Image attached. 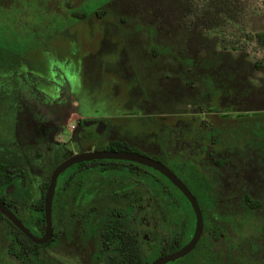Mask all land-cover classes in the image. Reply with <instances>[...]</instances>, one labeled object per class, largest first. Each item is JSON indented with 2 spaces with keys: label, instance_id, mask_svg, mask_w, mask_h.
Returning a JSON list of instances; mask_svg holds the SVG:
<instances>
[{
  "label": "rangeland",
  "instance_id": "374dc122",
  "mask_svg": "<svg viewBox=\"0 0 264 264\" xmlns=\"http://www.w3.org/2000/svg\"><path fill=\"white\" fill-rule=\"evenodd\" d=\"M82 12L83 16L77 18L76 14ZM254 32L264 33V0H0V52L8 53L9 57L10 54L20 56L31 63L18 76L19 102L15 113L11 109L12 99L0 97V114L7 115L6 119L0 116V148L4 151L6 147L12 153L17 151L18 163L23 166L25 156L18 145H13L12 138L22 142L34 139L35 146L50 140L47 120L42 117L45 102L44 106L40 103L51 93V87L63 84L75 87L84 101L108 116L120 117L123 113H141L147 109L152 115L162 113L164 120L174 126V132L177 128L179 131L175 126L181 123L190 131L198 127L197 118L185 125L186 119L182 116L176 119L169 114H182L188 106H197L204 100L203 92L197 87L204 85L201 78L207 77V72L216 83L225 84V80L233 78V70L228 72L224 67L236 69L244 82L242 87L246 83L251 85L247 87L249 95L236 103L250 107L264 105V44L251 37ZM100 58L105 59L100 61ZM112 58L115 59L111 61ZM188 58L194 60L193 66L187 67L184 63ZM257 58L261 59L260 69L251 64ZM177 60L180 62L175 66L177 71H172L174 66L170 64ZM101 63L108 69H101ZM215 63H222L223 67ZM180 74L194 79V90L179 86ZM117 82L120 85L113 88ZM112 88L118 91L114 93ZM91 91L97 92L89 99ZM225 93L230 95L231 91ZM226 99L232 100L233 96L227 95ZM217 100L218 97L212 96L211 104L219 106ZM68 104L62 116L67 127L77 116ZM229 112L234 118L231 124L237 122L238 129H244L245 118L236 119L233 109ZM212 114L219 116L218 112ZM116 120L129 129L130 125H124L122 119ZM65 136L70 138L67 143L71 144V153L93 147V143L76 142V132ZM139 138L140 151L157 157L159 146L153 136L140 133ZM253 139L248 143L252 149L246 147L247 152L242 153L240 161H230L236 164V177L228 170L214 177L211 198L215 207L208 212L207 223H216L224 236L213 241L206 232L203 235L207 246L220 251L223 260L264 264V205L248 209L240 195L244 190L264 203V158L260 156L264 151V137L260 142L257 135ZM256 142L260 146H255ZM204 143L210 146L207 141ZM198 147L194 146L193 151ZM206 150L207 147L203 152L200 149L194 156H201L205 160L202 163L209 165ZM243 157L251 160H242ZM59 159L44 156L39 161L30 160L27 171L35 180L42 179ZM33 163L38 167L35 174ZM164 163L172 168L167 161ZM260 164L263 173L257 174L254 167L257 165V170ZM56 247L52 248L56 250ZM186 257L163 264H177Z\"/></svg>",
  "mask_w": 264,
  "mask_h": 264
},
{
  "label": "flooded vegetation",
  "instance_id": "af4514ba",
  "mask_svg": "<svg viewBox=\"0 0 264 264\" xmlns=\"http://www.w3.org/2000/svg\"><path fill=\"white\" fill-rule=\"evenodd\" d=\"M10 55L11 57L8 56V53L0 52V91L3 90L0 97L2 96V100L12 99L10 100L11 109L15 113V106L17 107L19 102L17 98L18 76L25 73L31 63L24 61L20 56ZM41 56H39L40 59H46ZM222 57L223 61L227 59ZM102 59L105 58H100V61ZM114 59L112 58L111 61ZM260 60L257 58L252 61L251 64L255 69H260L262 64ZM225 62L228 63V61ZM179 63L177 60L173 64H164L173 65L172 71H175ZM184 63L189 67L193 66L195 62L188 58ZM218 64L223 67L222 63L213 65ZM100 68L108 69V67L104 68L102 63ZM224 68L223 70L228 72L233 70L231 71L232 79L225 80V84L216 83V79L207 72L208 76L201 78L204 85L197 87L203 92L201 97L204 100L197 106H188V110L185 109L182 114H169L176 116V119L178 116H182L186 119L185 125L190 119L197 118L199 120L198 127L192 131L183 127L182 123L176 125V128L179 127V131L177 128L176 133L172 129L174 126L171 122L168 124L164 120L162 113L161 115L159 113L152 115L151 111L147 109L141 113H123L120 117H116L119 115L108 116L96 111L90 103L84 101L75 87H68L64 84L56 88L51 87V93L46 94L40 103V106H44L45 102V114L42 117L44 116V119L47 120L46 124L51 134L50 140L35 146L34 139L22 142L17 138H12L13 145L15 147L18 145L25 156L26 164L24 163L23 166L18 163L20 155L17 151L12 153L10 149L7 151L6 147L4 151L0 148V177L2 174L6 175V182L0 188V202L19 218L31 233H34L35 230H38L39 220L35 222V219L30 217L32 200L41 198L43 204V194L49 175L59 162L75 153L101 150L141 154L166 166L182 182L185 180L175 171L183 178H186V175L191 176L195 180L194 183H190L188 186L183 182L190 192H193L197 186L203 191V196L200 199H195L202 222L200 234L188 252L173 260L187 255L177 264H242L240 260L221 259L220 251L207 246L203 233L206 232L213 241L224 236L223 229L216 223H207V214L215 207L211 198L214 177L223 170L232 172L235 177L238 175L236 164L230 161L241 160L242 153L247 152L245 148L249 147L248 143L254 140L255 135L259 137V142L264 137V105L250 107L236 103L249 95L250 90L247 87L251 85L246 83L242 87L244 82L240 73L238 75L237 70L231 69L229 66ZM248 73L251 74L249 71ZM179 80L181 88L195 89L194 79L186 78L180 74ZM44 82L47 83L46 80ZM216 84H220L217 89L214 88ZM118 85H120L119 82L112 87ZM256 85L257 83L252 87ZM224 88L227 92L231 91V94L225 93ZM107 90L108 88L104 86V91ZM116 91L118 89H113L114 93ZM96 92L91 91L88 94L89 99ZM227 95L230 97L232 95L233 99H226ZM3 96H8V98ZM212 96L219 98L217 100L219 106L211 104ZM84 97L86 98L85 95ZM68 102L71 103L68 104ZM66 104L77 113L73 122L68 126L69 128L62 118ZM230 109L236 112L234 114L236 119L245 118L244 129L240 126L238 129L237 122L231 124L234 118L229 112ZM215 112H218L219 116L215 117L216 114H212ZM210 114L212 115L209 116ZM247 114L253 115L248 116ZM5 115L6 113L0 114L2 118L6 119L7 115ZM116 119H122L124 125H130L129 129L118 124ZM161 123L163 124L162 128L160 127ZM72 132L78 134L76 142L93 143L92 149L71 153V144L67 143L70 138L68 139L65 133ZM140 133H145L146 137L147 135L153 136V140L159 146L157 157L140 151L138 148ZM203 139L204 142L210 143V146L204 143ZM245 140L246 142L243 144ZM119 142L125 148L113 149L114 144ZM238 143L242 145L238 146ZM254 145L260 146L258 142ZM194 146L199 147L193 151ZM205 147H207L205 153L209 155L206 161L211 162L209 165L202 163L205 160L201 156H194L195 152L200 149L201 152L205 151ZM24 148H28V150H24ZM253 151L257 152V150ZM260 153V156L264 158V151ZM44 156L49 159H54L57 156L60 159L47 174L43 175L42 179L35 180L33 175L27 171V162L30 160L39 161ZM243 159L251 160L247 157H243ZM164 161H167L175 171L168 167ZM33 164L35 166L33 174H35L38 167L37 163ZM261 166L262 164L256 170L257 165H255V173H263ZM153 171L158 172L136 160L104 156L81 159L66 166L57 174L51 195V235L46 241L36 243L38 244L36 253L30 255L26 264H69L66 261L74 264H129L128 257L131 253H137L142 260L153 256L154 248L157 249L162 243L161 227L158 225L160 209L155 211L159 207V202L146 201L147 172L154 174ZM44 181L46 184L42 188ZM30 182H32L31 189L29 188ZM240 195L244 207L248 209L264 205L247 191L242 190ZM173 212L175 213V225L178 226L181 222L189 225V239L194 228V213L189 202L186 200V202L175 203ZM0 214L4 217L0 216V264H23L17 258L16 231L12 226L17 227L1 212ZM41 233H38L37 236ZM54 244L58 247L56 250L52 248L55 246ZM199 244L201 247H198ZM226 253L229 256L228 252Z\"/></svg>",
  "mask_w": 264,
  "mask_h": 264
},
{
  "label": "trees",
  "instance_id": "16d2710c",
  "mask_svg": "<svg viewBox=\"0 0 264 264\" xmlns=\"http://www.w3.org/2000/svg\"><path fill=\"white\" fill-rule=\"evenodd\" d=\"M83 15L82 13L76 14V16ZM253 37L259 44H264V33L263 32H254V34L251 36ZM114 144V143H112ZM113 149H124L125 146L119 142L115 143L112 147ZM154 174H149L147 172V187H146V201H155L159 202V207L155 209H160L159 214V223L161 227V240L162 243L157 247V249L154 248V255L151 257H147L145 260L141 259V256L137 253H131L128 257L129 264H148L150 260L158 255L165 254L168 252H171L178 247H180L182 244H184L189 237L190 231H189V225H185L179 223L178 226L175 225V213L174 207L175 203L179 201H185V197L181 194V192L164 176L159 174L156 171ZM185 184L187 185L186 181L189 183H194L195 180L191 177L186 175ZM6 182V175L2 174L0 177V188L5 184ZM46 181L43 182L42 188L45 186ZM190 184H188L189 186ZM195 189V188H194ZM195 199H200L203 196L202 189L197 186L193 192H191ZM1 200V197H0ZM33 203L31 204L32 208L30 210V217L35 219V222L39 220L38 223V230H35L34 235H37L38 233L42 232L43 228V215H42V201L41 198L39 200H32ZM151 209V208H150ZM1 217H3L0 214ZM4 218V217H3ZM14 230L16 231V240H17V258L20 263L26 264L27 260L29 259L31 254L36 253V248L38 247V244L32 242L29 240L23 233H21L17 228L12 226ZM178 227V228H177ZM163 229V230H162ZM243 264V263H242Z\"/></svg>",
  "mask_w": 264,
  "mask_h": 264
},
{
  "label": "water",
  "instance_id": "95a60500",
  "mask_svg": "<svg viewBox=\"0 0 264 264\" xmlns=\"http://www.w3.org/2000/svg\"><path fill=\"white\" fill-rule=\"evenodd\" d=\"M114 157V158H126L131 160H136L140 163H144L147 166L152 167L153 169L157 170L159 173H161L165 178H167L185 197V199L189 202L193 213H194V228L191 233L190 238L182 244L177 249L166 253L164 255H160L158 257H155L152 259L148 264H163L167 261H171L177 257L182 256L186 252H188L196 242L200 231H201V216L199 212L198 205L196 203V200L194 196L191 194V192L188 190V188L185 186V184L166 166L161 164L160 162L141 155V154H135L125 151H107V150H101V151H91V152H81V153H75L69 156L68 158L62 160L59 162L51 171L47 185L44 190L43 194V204H42V215H43V231L41 235L37 236L32 234L27 227L23 225V223L17 218L7 207H5L0 202V212L7 217L13 225H15L18 230L23 233L29 240H31L34 243H42L46 241L49 236L51 235V221H50V201H51V195L53 192L55 179L57 174L62 171L66 166L69 164L79 161L81 159H89L92 157Z\"/></svg>",
  "mask_w": 264,
  "mask_h": 264
}]
</instances>
